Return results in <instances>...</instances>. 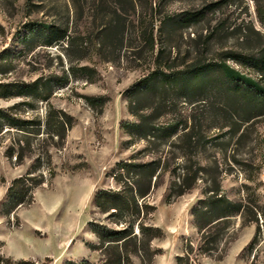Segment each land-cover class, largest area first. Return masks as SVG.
I'll return each mask as SVG.
<instances>
[{
	"label": "rangeland",
	"instance_id": "obj_1",
	"mask_svg": "<svg viewBox=\"0 0 264 264\" xmlns=\"http://www.w3.org/2000/svg\"><path fill=\"white\" fill-rule=\"evenodd\" d=\"M257 5L264 0H0V79L51 81L49 103L75 122L63 148L50 149L55 176L46 174L30 206L11 211L7 188L31 159L16 165L0 149V257L96 262L86 246L96 242L89 222L103 218L93 199L99 190L116 189L111 176L120 161L157 165L148 201L156 208L151 223L164 237L152 244L162 251L153 264H175L185 241L196 239L191 212L205 183L198 179L183 195L169 197L182 167L209 165L208 178L217 166L229 199L263 202L264 113L228 91L221 70L191 76L200 66L225 63L258 78L244 62L228 58L264 53ZM29 25L55 27L64 36H48L52 44L46 46L39 34H27ZM151 30L152 49L143 38ZM84 66L89 77L79 70ZM160 72L181 78L165 81ZM85 97L102 98L103 105L91 106ZM12 102L0 100V107ZM34 108L23 116L42 119L45 103ZM124 123L141 127L132 134ZM184 133L194 140L188 143ZM255 232L237 217L223 241L224 258H200L199 264H264V226L248 248Z\"/></svg>",
	"mask_w": 264,
	"mask_h": 264
},
{
	"label": "trees",
	"instance_id": "obj_2",
	"mask_svg": "<svg viewBox=\"0 0 264 264\" xmlns=\"http://www.w3.org/2000/svg\"><path fill=\"white\" fill-rule=\"evenodd\" d=\"M258 21L264 26V6L257 5ZM188 17L180 19L186 22ZM124 23L121 29L124 30ZM121 30V31H122ZM27 34H39L43 45L50 46L52 42L48 36L62 38L64 34L55 27L27 26ZM151 49L154 46L152 30L146 35ZM228 58L244 62L252 68L257 79L244 76L225 63L214 65L206 64L194 69L191 76L210 72L217 68L228 79L229 90L246 103L255 106L264 113V53L258 56H240L230 54ZM2 65L0 64V68ZM83 76H90V68L80 67ZM3 71H0V75ZM151 73L149 76H152ZM165 81L180 80V76L160 72ZM145 86L150 84L149 79L142 81ZM51 81H42L38 78L31 82L3 81L0 79V100L13 101L7 107H0V149L3 156L21 165L24 160L31 159L32 165L22 175L13 179L7 188L9 209L15 210L30 206L33 202L34 191L41 187L46 180L55 176L50 167V149L63 148L68 131L75 122L64 111L54 108L48 101L52 91ZM91 106H102V98L85 97ZM36 102L45 103L44 115L41 119L37 115L24 117L23 113L35 110ZM141 126L137 123H124L122 128L128 133H134ZM150 135V133H147ZM145 135V136H148ZM182 137L187 142L194 140L190 133ZM209 165L201 166L195 163V168L182 167V173L177 177L180 181L177 191L169 197L177 198L191 190L198 179L205 183L203 196L191 215L196 229L194 242L186 240L181 255L175 257V264H199L200 258L222 260L226 255L227 245L223 243L233 220L239 217L242 226L255 225L256 232L248 248L255 244L264 226V201L252 196L240 200L229 199L221 190L217 166H213L216 175L207 178ZM156 163H133L120 161L116 163L112 173L116 189L99 190L94 195V206L103 216L101 220L89 222V230L96 242L86 245L98 255L96 262L67 261L65 264H153L156 256L162 254L161 249L153 247L155 240L164 237L162 230L151 223V216L156 208L148 201L152 187L157 186L158 177L155 176ZM44 171L46 173H44ZM206 176L205 179H203ZM203 177V178H202ZM176 185V184H175ZM260 220L262 222L260 223ZM264 238V235H262ZM29 260L14 261L0 257V264H46Z\"/></svg>",
	"mask_w": 264,
	"mask_h": 264
}]
</instances>
